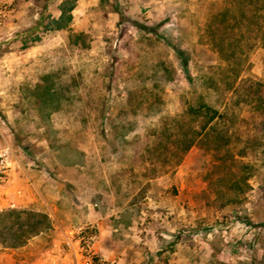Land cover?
<instances>
[{
    "label": "rangeland",
    "instance_id": "rangeland-1",
    "mask_svg": "<svg viewBox=\"0 0 264 264\" xmlns=\"http://www.w3.org/2000/svg\"><path fill=\"white\" fill-rule=\"evenodd\" d=\"M255 6L0 0V264H264Z\"/></svg>",
    "mask_w": 264,
    "mask_h": 264
},
{
    "label": "trees",
    "instance_id": "trees-1",
    "mask_svg": "<svg viewBox=\"0 0 264 264\" xmlns=\"http://www.w3.org/2000/svg\"><path fill=\"white\" fill-rule=\"evenodd\" d=\"M255 1H256V3H257V6H255V7H256V8H255L256 11L264 10V6H262V4H264V0H255ZM259 1H262V4H261V5L258 4ZM166 42H167V41H166ZM167 43H168V42H167ZM168 44H169V43H168ZM174 49H175V53H176L177 56L180 58L181 63L183 64V66L186 67V65H187V61H188V59H189V53L186 52V51H184V50H181V49H179V48H174ZM204 107L207 109V113H208V115H209L206 124H209L211 121H213V119H214V117H215V115H216V111L213 110V109H211V108H210L209 106H207V105H205ZM193 110H194V109H193ZM199 110H202V107H201V106H199V107L197 108L196 111L199 112ZM209 112H211V114H209ZM86 231H87L88 233H90L88 229H87ZM91 233H92V232H91Z\"/></svg>",
    "mask_w": 264,
    "mask_h": 264
},
{
    "label": "built area",
    "instance_id": "built-area-1",
    "mask_svg": "<svg viewBox=\"0 0 264 264\" xmlns=\"http://www.w3.org/2000/svg\"><path fill=\"white\" fill-rule=\"evenodd\" d=\"M83 233V230H81V234Z\"/></svg>",
    "mask_w": 264,
    "mask_h": 264
}]
</instances>
